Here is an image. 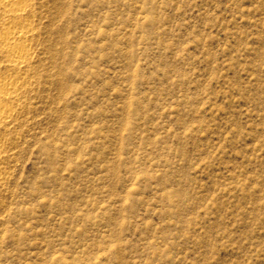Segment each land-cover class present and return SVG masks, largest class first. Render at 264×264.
<instances>
[{
    "label": "rangeland",
    "instance_id": "obj_1",
    "mask_svg": "<svg viewBox=\"0 0 264 264\" xmlns=\"http://www.w3.org/2000/svg\"><path fill=\"white\" fill-rule=\"evenodd\" d=\"M29 2L0 264H264V0Z\"/></svg>",
    "mask_w": 264,
    "mask_h": 264
},
{
    "label": "bare ground",
    "instance_id": "obj_2",
    "mask_svg": "<svg viewBox=\"0 0 264 264\" xmlns=\"http://www.w3.org/2000/svg\"><path fill=\"white\" fill-rule=\"evenodd\" d=\"M29 3V0H0V60L5 62L6 70L19 73L9 79L0 78V128H7L5 125L12 120L13 109L7 105L19 100V77L32 60L34 30Z\"/></svg>",
    "mask_w": 264,
    "mask_h": 264
}]
</instances>
